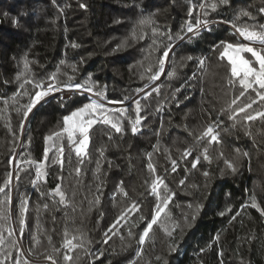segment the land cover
Wrapping results in <instances>:
<instances>
[{
  "label": "trees",
  "instance_id": "16d2710c",
  "mask_svg": "<svg viewBox=\"0 0 264 264\" xmlns=\"http://www.w3.org/2000/svg\"><path fill=\"white\" fill-rule=\"evenodd\" d=\"M262 8L264 0H0V186L12 178L10 204L0 193V216L9 217L0 224L16 230L11 238L4 232L0 262L264 264V120L233 121L222 112L241 89L238 82L229 84L227 60L215 47L247 43L233 24L259 30ZM197 17L208 25L187 33V23ZM164 51V71L152 80ZM53 74L61 88L86 85L100 100L86 92L69 100L55 95L25 118L24 106L37 90L25 81L47 83ZM250 99H257L252 90L241 98ZM93 100L119 117L123 130L94 124L82 160L64 134L55 141L64 147L63 165L53 163V141L45 137ZM136 101L141 120L133 133ZM249 111H264V102L257 99ZM210 125L218 141L197 143ZM46 147L45 175L37 180L36 165L28 161L43 160ZM185 149L192 155L183 157ZM157 176L171 200L141 244L158 202L151 191ZM58 184L64 203L51 194ZM22 202L27 213L21 234ZM133 202L138 210L117 223ZM65 231L82 246L66 249ZM65 254L71 259L65 261Z\"/></svg>",
  "mask_w": 264,
  "mask_h": 264
},
{
  "label": "snow or ice",
  "instance_id": "6c2138e0",
  "mask_svg": "<svg viewBox=\"0 0 264 264\" xmlns=\"http://www.w3.org/2000/svg\"><path fill=\"white\" fill-rule=\"evenodd\" d=\"M222 2H226V0H222ZM83 7V5H82ZM201 8H204V5H200ZM211 7L213 10L216 7V4H212ZM194 8L189 10V16H192ZM261 12H264V8L260 9ZM207 15V13H205ZM242 16L250 15L247 12H241ZM239 20V17L236 18ZM148 20H142L141 23H149ZM209 21L201 20L199 17L195 19V23L189 21L186 25L187 33L198 34L199 30L202 27H206ZM233 28L239 34L240 37H243L247 43H229L225 41H221L219 45L215 46L216 50L222 49L219 51V59L227 60L229 69H230V79L229 84H233L238 82L240 85V92L238 96H235L231 99L228 108L222 109V112L230 113L228 118L230 120L236 121L238 117L243 116V119L246 121H254L257 118L264 120V111H257L255 114H250V111L253 107V104L257 102V99L260 102H264V25L259 26V30H255V26H237V24H233ZM253 44H258L259 47L252 46ZM245 54H250L251 58H246ZM169 52H163V58L159 60V71H157L154 75L150 77L152 80H156L159 78L160 72L164 71L165 60L168 57ZM189 60L192 57H188ZM204 63L203 59L199 60V64L202 66ZM25 68H27V62H25ZM151 71V69H149ZM174 72H168V76H173ZM56 80L55 74L48 78V83L44 81L33 82V81H25V83H32L34 89H37L34 92V95H30L29 103L24 106L23 115L26 118L28 113L32 111V109L39 104L41 101H45L46 97H49L55 92L63 91V88L68 89H81L85 88L86 91L92 92L91 87H86V85L82 84H65L63 88L54 83ZM24 87V84L21 85V88ZM158 91V89H155ZM249 90H252L255 93V97L257 99H250L248 103H243L241 98L246 96ZM97 95H102V93H97ZM122 103V102H121ZM136 119L131 123V130L133 133L137 132V125H139L141 117L139 116V112L141 110L140 102L136 101ZM121 115H126V110L121 113ZM98 122H102L104 124L111 125L116 132H121L123 129L121 127L120 118L115 116L114 113L110 112L108 108L105 107L103 103L97 102L96 100L91 101L90 103L85 104L83 107L78 108L71 112L69 115L63 118V127L60 132H53L51 135L45 137L46 141H53L52 147L55 148V156L53 158V163H59L63 165V153L64 147L61 145L56 147L55 141L59 140L64 134H67V140L70 145L71 150H74L77 158H82L87 154L86 149L89 143V130L92 126ZM75 137V138H74ZM206 138L209 139V143L218 141V137L214 134L213 126H208L200 136L196 137V142H203ZM49 148L46 147L44 149V159L41 161H28V163H35L36 165V178L39 180L45 173L42 171L45 169L47 161L49 159L48 153ZM191 149H185L183 152V157H188L192 155ZM150 159V155H149ZM199 157H197V161H194L192 167H196V163L198 162ZM204 159H208L207 149H204ZM24 163V161H21ZM227 166L232 169L234 172L236 169L231 164V162H227ZM172 171L176 170V161H172ZM148 168L150 171L155 172L154 166L149 163ZM80 169L77 168L76 172L79 173ZM207 175V173H204ZM11 174L8 175V178L5 180L4 186H0V193L5 195V201L3 203L11 202L10 192L6 191L11 186ZM36 181H33L35 183ZM181 184L184 183L183 180L180 181ZM151 191L157 197V205L155 209V213L152 215L151 221L147 224V227L144 229L143 234L140 236V243L143 244L145 238L149 236L150 230L153 225L157 223L158 217L162 212H164L165 207L168 202L171 200V195L167 193V186L164 185L163 180L160 177H155L151 183ZM163 193V194H162ZM53 196H59V203H64L65 201V193L61 190V186L58 184L51 193ZM127 196V193H123ZM163 205V206H162ZM253 207H257L255 202L253 201ZM45 207H47L45 205ZM138 210V205L133 202L128 209L122 213L121 217H118L117 223H119L120 219L126 218V215L130 211ZM230 211V209H228ZM264 211V210H262ZM27 213V203L22 202L20 207V215H19V233H23L25 227V215ZM224 215V213H221ZM9 217L0 216V220H6ZM115 227V225H113ZM7 231L8 238L14 237L16 235V230L11 227H6L4 224H0V245H4L6 242V237L4 232ZM131 235V233H129ZM168 235H171V232H168ZM76 237L69 238L67 231H65V239L63 246L69 251L75 249L78 246L74 243ZM16 241L13 240V246H16ZM47 259L53 260L51 256H48ZM71 257L67 254L64 255V260L68 261ZM159 259V257H157ZM0 264H4V262H0ZM15 264H20V261L17 259ZM24 264H29L27 260L24 261ZM53 264H56V261L53 260Z\"/></svg>",
  "mask_w": 264,
  "mask_h": 264
},
{
  "label": "built area",
  "instance_id": "2783aa9c",
  "mask_svg": "<svg viewBox=\"0 0 264 264\" xmlns=\"http://www.w3.org/2000/svg\"><path fill=\"white\" fill-rule=\"evenodd\" d=\"M48 83V82H47ZM55 83V82H54ZM77 92H85V90L81 89H68V88H63V91L61 92H55L60 96L62 100H69L73 94Z\"/></svg>",
  "mask_w": 264,
  "mask_h": 264
},
{
  "label": "water",
  "instance_id": "95a60500",
  "mask_svg": "<svg viewBox=\"0 0 264 264\" xmlns=\"http://www.w3.org/2000/svg\"><path fill=\"white\" fill-rule=\"evenodd\" d=\"M86 92V91H85ZM86 93H88L89 95H91V96H93V97H95L91 92H86ZM55 95H57L56 93H54V94H52V95H50L49 97H46V99H48V98H50V97H53V96H55ZM95 98H97V97H95ZM45 99V100H46ZM98 99V98H97ZM100 100V99H99ZM43 101H41L39 104H37L33 109H32V111H31V114L35 111V109L42 103Z\"/></svg>",
  "mask_w": 264,
  "mask_h": 264
},
{
  "label": "rangeland",
  "instance_id": "374dc122",
  "mask_svg": "<svg viewBox=\"0 0 264 264\" xmlns=\"http://www.w3.org/2000/svg\"><path fill=\"white\" fill-rule=\"evenodd\" d=\"M255 45H258V44H255ZM87 92V91H86ZM54 94V93H53ZM58 95V94H57ZM96 100H97V98H96ZM99 100V99H98Z\"/></svg>",
  "mask_w": 264,
  "mask_h": 264
}]
</instances>
